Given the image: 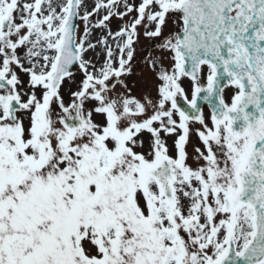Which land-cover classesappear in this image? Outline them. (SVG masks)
<instances>
[{"label":"snow or ice","instance_id":"1","mask_svg":"<svg viewBox=\"0 0 264 264\" xmlns=\"http://www.w3.org/2000/svg\"><path fill=\"white\" fill-rule=\"evenodd\" d=\"M0 264H264V0H0Z\"/></svg>","mask_w":264,"mask_h":264},{"label":"rangeland","instance_id":"2","mask_svg":"<svg viewBox=\"0 0 264 264\" xmlns=\"http://www.w3.org/2000/svg\"><path fill=\"white\" fill-rule=\"evenodd\" d=\"M114 23H118V21H114ZM147 44H148V42L146 40L141 39V42H140V45H139L140 46L139 49H143ZM75 75H76L77 79H79V75H80L79 72H76ZM67 94H68L67 90H65V96L66 97H67Z\"/></svg>","mask_w":264,"mask_h":264}]
</instances>
